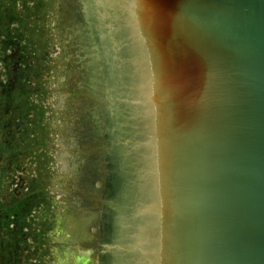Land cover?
Wrapping results in <instances>:
<instances>
[{
    "label": "water",
    "instance_id": "1",
    "mask_svg": "<svg viewBox=\"0 0 264 264\" xmlns=\"http://www.w3.org/2000/svg\"><path fill=\"white\" fill-rule=\"evenodd\" d=\"M67 1L120 170L104 264H264V0Z\"/></svg>",
    "mask_w": 264,
    "mask_h": 264
},
{
    "label": "rangeland",
    "instance_id": "2",
    "mask_svg": "<svg viewBox=\"0 0 264 264\" xmlns=\"http://www.w3.org/2000/svg\"><path fill=\"white\" fill-rule=\"evenodd\" d=\"M14 8V24L9 22L4 30L6 39L12 40L13 44L2 48L0 65L2 57L14 50V58L9 57L7 67L11 73L13 62L15 66L18 65V72H14V75L19 76L18 86L22 85L19 90L15 88L8 93L14 97V114L22 124L20 141L14 142V168L18 174L28 175L29 180L23 184L27 186L25 190L11 193L13 199L10 202L18 200L23 204L22 210V205H18L14 218L4 216L3 223L0 220V228L11 235L14 231V240L19 236V244L34 245L35 248L38 245L45 250L46 243L59 246L60 242L59 232L51 225L52 220L57 224L58 220H62L60 212L82 210L85 212L82 220L86 240L83 241L85 245L79 244L78 248L88 247L89 262L86 264H104L105 246L102 244L108 239L104 213L111 204L110 191L112 194L116 191L115 176L112 174L113 158L110 150H90L95 143L107 142L100 107L106 104L103 98H96L98 86L92 83L91 75L84 73L87 70L75 75L71 68L74 61L84 62L81 58L85 53H79L78 46L90 47L94 56L96 50L76 12L77 4L67 0H17L14 1ZM1 9V13L11 12L8 3ZM82 37L89 43L80 41ZM62 45L63 50L58 48ZM93 61L96 62L95 57ZM25 130L28 134L23 132ZM90 130L95 133L94 136ZM1 144H5V147L0 150V169L5 174L2 165L9 160L10 148L5 142ZM42 160L46 161L47 170L54 173V177L48 181L45 179L47 170L43 171V167L47 166L46 163L41 166ZM89 164L98 176L97 180L91 181L93 190H88L86 165ZM58 168L64 176H57ZM30 196H40L41 204L36 207L35 199V206L29 207L24 202ZM5 207L7 209H3V212L8 213L9 205L3 204L2 208ZM7 217L14 220V230L12 224L5 221ZM32 237L34 242H31ZM65 243L67 246L61 249L54 247L56 253L52 255L62 261L61 253L66 249L69 264H74L75 255L79 258L81 253L75 252V242L72 241L71 246L68 244L70 241ZM70 247L73 250L69 252ZM17 254L23 262L27 261L23 258L28 256L21 255L20 250ZM37 262L57 264L56 258H45V251Z\"/></svg>",
    "mask_w": 264,
    "mask_h": 264
},
{
    "label": "flooded vegetation",
    "instance_id": "3",
    "mask_svg": "<svg viewBox=\"0 0 264 264\" xmlns=\"http://www.w3.org/2000/svg\"><path fill=\"white\" fill-rule=\"evenodd\" d=\"M6 3L9 4V9L11 12L4 11L1 13V7ZM9 22L14 24V0H0V52H2V48H5L6 45L10 47L13 44L12 40L6 39L7 34L4 31L8 28L6 24H8ZM14 49H18V47H15ZM9 57L14 58V50L11 54H5L4 58L2 57L3 62L0 65V150L1 148L5 147V144H1L2 142H5L10 148L9 160L6 165H2V168L5 170V174H3L0 169L1 223H3V219H5L4 216H10V219L14 218V214L16 215L18 212V205H22V210L23 204L18 202V200L10 202V200L13 199L11 193L25 190L27 186L22 187L21 184H26L29 180L28 175L22 176L18 174V171L14 168V142L20 141L19 136L22 124L17 121L16 116L14 115V97L9 96L8 93H10V91H14L15 88L19 90L22 85H20V87L18 86L19 76L14 75V72L17 74L19 69L18 65L14 67V62L12 72L9 73V69L7 67ZM5 67L7 68L5 69ZM3 76H5L6 78L1 79ZM23 132L28 134L27 130ZM3 181L5 186H3ZM33 198L34 197L30 196L29 200H25L24 203L29 204V207L32 205L35 206L37 200L36 207H38L40 205V196L38 198ZM3 204L9 205L8 213L3 212V209H7V207L2 208ZM8 219L9 218L7 217V220L5 221H9L10 224H12L14 230L16 228L14 227V220ZM0 231V264H39V262H37L39 256L45 250H41V247H38V245H36L37 248H35L33 247L34 245L28 246L26 244H19V236L17 240H14V231L12 235L2 227L0 228ZM33 238L34 237L31 238V242H34ZM30 248H33L31 252H29ZM19 250L21 255L24 254L28 256L23 258L27 259L26 262H23L21 257L18 256L17 253L19 252Z\"/></svg>",
    "mask_w": 264,
    "mask_h": 264
},
{
    "label": "bare ground",
    "instance_id": "4",
    "mask_svg": "<svg viewBox=\"0 0 264 264\" xmlns=\"http://www.w3.org/2000/svg\"><path fill=\"white\" fill-rule=\"evenodd\" d=\"M14 1H17V0H14ZM80 41H83V42L87 41L88 42V40L85 37H82ZM63 47H64V45H62L61 47H58V48H61V50H63ZM83 49H84V51H83ZM77 51L79 53L80 52L85 53V56L83 58H81L84 62H82L81 60L74 61L73 65L71 67L73 70L72 74L76 75L80 71L84 72V70H87V73L86 72H84V73L86 75H91V77L90 76L89 77L92 78V83L94 84L95 87H97L98 86L97 63L95 61H93V57L96 58V56L93 55L90 47L78 46ZM90 134L92 136L95 135V133H93V131H91V130H90ZM47 152H48V149H47ZM110 155L113 158L114 150H110ZM47 158H48V156H47ZM47 158H46V160H47ZM45 163H46V161L42 160L41 166L44 165ZM46 166H47V163H46ZM59 166L61 169L62 168L61 162H60ZM86 166H87L86 170L88 172V182H89L88 190L89 189L93 190L94 185L91 183V181L97 180L98 176L94 172V169H93L91 164L86 165ZM47 168H48V166L47 167L44 166L43 171L45 172L47 170ZM60 169L58 168L57 176H59V174H61V173H59ZM118 172H119L118 170H112L113 175L115 174L117 176H120L118 174ZM62 176H64L63 173L60 175V177H62ZM51 177L52 178L54 177L53 171L47 170V177H45V179L47 178V181H48V179L50 180ZM21 186L23 187L22 184H21ZM45 194L47 196V193H45ZM49 195H52V194L50 193ZM110 195H111L110 196L111 204L106 209V211L104 213V220H107V224H106L107 230H108V225H109V220H110V216H111V211H112V206H113L115 194H112V191H110ZM41 202H42V198L40 197V204H41ZM84 214H85V212L82 210L74 211V210L68 209L67 211L60 212V217L62 220H58L57 224L55 223V220H52L51 225H53L56 228V230L59 232L60 237L58 240H60V242H59V246L56 244L52 245V244L46 243V247H45V258L46 259L48 256L50 257V259H53V257H54L57 260V264H69V262H68V256L69 255H67L66 249L63 250L61 253V256L64 258L62 261H61V258L56 257V255H52V253H56L54 250V247L61 249L65 246H67V244L65 243L66 241L67 242L70 241V243H68V244H70V246H71V245H73L72 244V241H73L76 243V246H77V250H75V252L79 253V254L81 253V256H79V258L75 255L76 261L74 262V264H84V263L86 264L89 262V260L87 259L88 247L78 248V247H80L79 244L85 245L83 241L86 240L85 224L82 220L83 219L82 217ZM69 223H72L75 225H68ZM51 225L49 226L50 228H51ZM106 235H107V233H106ZM49 239H51V238H49ZM107 241L111 242V238H108ZM70 248L71 249L69 250V252L73 250L72 247H70ZM103 258L105 259V253L103 255ZM82 261H84V263H81Z\"/></svg>",
    "mask_w": 264,
    "mask_h": 264
}]
</instances>
